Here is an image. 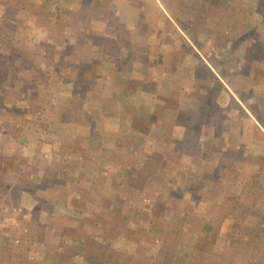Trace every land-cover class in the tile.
<instances>
[{
    "label": "crops",
    "instance_id": "0c3cea01",
    "mask_svg": "<svg viewBox=\"0 0 264 264\" xmlns=\"http://www.w3.org/2000/svg\"><path fill=\"white\" fill-rule=\"evenodd\" d=\"M82 2L71 18L55 19L68 42L50 49L81 50L78 55L67 52L60 71L45 76L49 88L59 86L48 99L51 110L45 113L50 119L46 123L66 126L69 132L74 106L78 110L82 102L85 106L91 102L89 136L101 141V136L110 135L100 144L107 152L84 161L72 142L63 141L60 159L44 157L38 165L36 160L28 161L30 168L36 166L33 171L7 178L10 182L0 192V264H264V191L251 186L264 168V143L261 148L257 145L261 137L257 129L264 132V73L261 81L259 76L264 71V0L256 13L261 24L255 40L237 47V58L229 55L234 49L211 53L200 46L201 52L193 43L179 45V53L194 55L195 60L198 55V60L172 63L155 55L160 51L175 55V44L156 51L153 41L143 39L139 50L132 44L133 31L126 29L131 38L128 46L121 42L123 36H114L110 25L99 24L149 20L134 10L143 0H98L97 5L109 11L102 16L82 14ZM149 2L166 11L162 0ZM134 106L146 113L137 114ZM159 110L167 124L159 129L158 138L166 135V141L154 145L145 138L144 145L135 149L134 142L117 143L125 130L120 124L129 127L132 118L148 117V111L153 117ZM55 143L45 145V150ZM43 144H33L32 150H42ZM30 150L23 148L22 153ZM152 163L156 169L146 174ZM163 169L173 173V178L167 176L168 193L164 184L135 185L138 177L148 181L154 176L158 181ZM103 184H109V192ZM104 198L110 200L103 202ZM177 198L181 201L175 205ZM24 199L30 206L24 205ZM161 209L175 214L179 230L191 232H158L149 237L151 230L164 225ZM111 212L121 214L120 220L99 219L101 213ZM197 226L209 231L206 248ZM68 228L73 233L67 236Z\"/></svg>",
    "mask_w": 264,
    "mask_h": 264
},
{
    "label": "rangeland",
    "instance_id": "374dc122",
    "mask_svg": "<svg viewBox=\"0 0 264 264\" xmlns=\"http://www.w3.org/2000/svg\"><path fill=\"white\" fill-rule=\"evenodd\" d=\"M97 1L98 0H83L82 6L84 10L82 14L85 12L88 13L89 11L91 14H98L100 16L106 15L105 12L109 11L107 8L99 7ZM261 1L262 0H162L166 7V11L163 12L154 7V5H150L149 0H143L145 3L140 7H134V10L141 11V13L144 14L142 17H149V20L140 21L138 23L121 22L120 24L110 21L108 23L99 22V24L101 26L102 24H107V26L110 25L115 30L114 36H123L124 38L121 39V42L126 43L128 46H131V38L128 34L129 31H126V29L133 31L135 37L132 38V44L138 49L140 48L139 50L142 49L141 45H143V39L153 41V45H155L153 47L156 48V51L159 46L164 47L175 44L176 48H178V52L175 55L171 54L164 56L161 54L162 51L155 55L159 59L170 63L174 61L198 60L197 57H200L198 55H196L195 60L194 55H190L187 52L179 53L180 46L183 47L186 44L189 45L193 43L201 52L202 50L200 48H206L211 53L225 47L234 49L232 51L234 53H230L229 55L237 58L238 54L235 51H237V49L240 50V48L237 47L250 46L253 40H255L254 34L260 26L259 24H261L260 21L256 20L258 19L256 13L261 7ZM79 2L80 0H0V73L7 74L5 78L0 79V192L6 182H10L8 179H12L13 177L18 178L20 174L23 176L27 174L30 169L33 171L36 168L34 165H32L31 168L27 166L26 164L28 161L35 164L36 160L38 165V162H41L44 157L49 156L51 159H60L64 154L62 150H65L61 144L63 141L65 145L67 141L72 142L74 145L72 148H78L84 154V161L92 160L93 158H102L100 155L106 154L107 152L104 151L105 149L102 150L103 146H100V144L103 143L102 141L106 143L110 135L108 136L105 133L106 135L100 137L102 139L101 141L98 138L93 139V136H89V122L91 119H88L90 112H88L87 108H92L94 104L91 102L86 103L88 107L82 102L78 110H76L77 105L74 106L75 110L72 116L75 121L70 125L71 128L69 132L66 126L60 128L58 126H50L46 123V121H50V119L48 114L46 115L45 113L51 110V102H49L48 99L54 93H57L59 86L49 88L46 85L47 79L45 76L50 73L55 76V74H57L56 69L59 70L60 62H62L61 59H66L65 56L69 55L67 52L70 51L66 49L62 52L60 50L54 52V49H50V47L61 44V41H65V43L68 42L60 34L61 24L59 25L56 23L55 19H59L61 16L71 18L73 15L72 11ZM135 8H138V10ZM114 12H116V8L113 13ZM162 13H169L174 21L167 20V15L165 14L166 16H162ZM164 17L166 19H164ZM176 18L180 19V21H177ZM96 28L99 29L98 27ZM178 29H180V31ZM113 33L114 32L111 33L107 31V34L112 36ZM181 33H185L188 38H184V35ZM51 39L53 42L46 44V41H50ZM242 42L244 44L240 45ZM74 50L70 51V53L78 55L80 54L81 47L75 48ZM56 52L58 55H56ZM134 61L136 60L134 59ZM45 62H47L46 66ZM51 62H54V64L52 65ZM170 66H172V64H170ZM53 69L54 71H52ZM263 73L264 71L260 70V81L262 80ZM94 77H96V75H94ZM135 110L136 107L134 106V110L132 111L137 112V114L146 113V111L141 108L137 111ZM160 111L161 110L154 112L155 114L153 117H149V111L148 117H141L140 115L136 117L134 115L133 117L136 118H132V123L129 126L130 128L125 127V124H122L121 127L120 124L119 128H125V130L121 131L122 134L117 138V143L130 144L134 142L135 149L136 146L140 148L142 143L144 145L145 138H148L146 142L148 140L154 145L166 141L167 139L165 138H168L166 135H163V139H160V137L158 138L159 129L162 128V125L167 124L166 119L163 118L164 115L160 117ZM262 116L264 117V115ZM262 121L264 122V118H262ZM113 123L112 121L111 125ZM123 123H125L124 119ZM169 125L171 126V124ZM49 127H51L52 130L49 129ZM257 130L261 133L260 143L257 144L261 148L264 143V132L261 129ZM63 131L65 134H63ZM255 134H257V132H255ZM93 140H95V142ZM40 143H44L42 145V150L35 153L34 150H32L33 144ZM53 143H55L53 146L45 150V145L48 147L49 144ZM23 148L31 150L26 151L24 154L22 153ZM34 153L36 155H34ZM164 154L166 155L167 151H165ZM161 155L160 157H162ZM168 158H170V156H168ZM74 159H76V157H74ZM163 159H167V157ZM20 165H24V167ZM23 169H25V171ZM155 169L156 165L152 163L147 169L146 174L153 173ZM161 173L163 176L160 177L158 181L154 176L150 177L148 181L145 177H143V181H141V177H138L136 178L135 185L138 184L140 186L141 183H148V185L155 187L156 185L159 186L160 184V186H162L164 184L163 187L165 188L166 194L170 191V189L166 187V181L169 178L167 176L173 178V173L169 169H163ZM260 173L259 181L254 182L251 186H256L263 192L264 168L261 169ZM177 174L181 178L184 177L183 172ZM47 178L48 177H46V179ZM48 181L51 180L48 179ZM30 183L34 185H44V183L37 184L27 181V184ZM170 183L172 185V182ZM49 186L51 188L53 187L50 184ZM108 186L109 184L102 185L107 192H109ZM167 188L169 189L168 191ZM199 188L200 187H198V189ZM157 190L158 189H156V191ZM109 200L108 198H104L103 202ZM113 200L117 199L114 198ZM174 200L175 205L179 204V201H181L180 198ZM195 201L199 203L200 199H196ZM226 203L228 206L231 204L228 203V201ZM24 205L30 206L29 201L24 199ZM160 213H163V209L160 210ZM101 214L102 216L99 217V219H103L104 223L118 221L121 217V214H114V212ZM163 216L165 217L164 225H160L157 230H151L153 233L148 234L149 237L152 238L153 235L158 232H172L178 235L183 232H191L178 229V224L174 219L175 214L172 216V213L166 214L164 212ZM7 218L11 217L7 216ZM159 221H163V219ZM69 228L66 230L67 236L73 233ZM197 229L196 233L200 238V242H204L201 245L206 248L207 245L210 244L209 239H211L208 233L209 231L208 229L199 231L200 226H197ZM86 236L88 235L86 234ZM245 236L246 238H251V235ZM211 241H214V239ZM122 260L125 259L122 258ZM197 263L202 264V261H197Z\"/></svg>",
    "mask_w": 264,
    "mask_h": 264
},
{
    "label": "trees",
    "instance_id": "16d2710c",
    "mask_svg": "<svg viewBox=\"0 0 264 264\" xmlns=\"http://www.w3.org/2000/svg\"><path fill=\"white\" fill-rule=\"evenodd\" d=\"M7 76V74L6 73H0V79H3V78H5Z\"/></svg>",
    "mask_w": 264,
    "mask_h": 264
}]
</instances>
